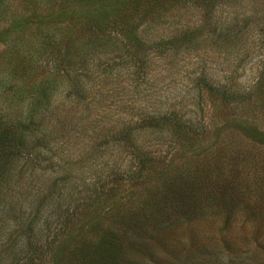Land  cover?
Listing matches in <instances>:
<instances>
[{
  "label": "rangeland",
  "instance_id": "rangeland-1",
  "mask_svg": "<svg viewBox=\"0 0 264 264\" xmlns=\"http://www.w3.org/2000/svg\"><path fill=\"white\" fill-rule=\"evenodd\" d=\"M0 264H264V0H0Z\"/></svg>",
  "mask_w": 264,
  "mask_h": 264
}]
</instances>
